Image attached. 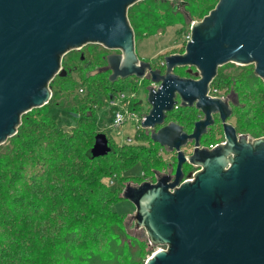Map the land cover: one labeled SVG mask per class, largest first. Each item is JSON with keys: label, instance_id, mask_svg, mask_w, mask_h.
I'll return each instance as SVG.
<instances>
[{"label": "water", "instance_id": "obj_1", "mask_svg": "<svg viewBox=\"0 0 264 264\" xmlns=\"http://www.w3.org/2000/svg\"><path fill=\"white\" fill-rule=\"evenodd\" d=\"M139 1L0 0V145L16 134L23 114L49 102L50 82L67 75L64 55L88 44L118 51L106 57L109 82L133 77L156 85L147 89L149 110L141 128L176 154L173 175L126 185L122 194L135 207V228L145 231L151 247L163 248L144 264H264V136L237 135L227 123L228 101L209 95L226 64L253 65L264 83V0H218L192 22L184 52L163 57V74L135 52L127 10ZM184 68L194 78L173 73ZM178 104L202 115L190 134L174 122L165 124ZM214 115L224 141L201 147ZM189 143L193 149L186 154ZM110 151L106 135L97 133L91 157ZM185 164L199 168L192 181L183 180Z\"/></svg>", "mask_w": 264, "mask_h": 264}, {"label": "trees", "instance_id": "obj_2", "mask_svg": "<svg viewBox=\"0 0 264 264\" xmlns=\"http://www.w3.org/2000/svg\"><path fill=\"white\" fill-rule=\"evenodd\" d=\"M217 2L184 0V16L201 20ZM172 9L165 0H143L129 7L128 21L134 36L144 38L152 31L175 25L182 15L173 13ZM135 21L143 31H135ZM106 64L104 53L93 58L77 54L70 67L63 61L61 66L67 75L55 76L50 82L49 102L21 116L16 134L7 140L10 146L0 153V242L7 240L2 246L14 249L9 264H63L64 259L73 254L85 255L86 264H110L125 260L126 255L130 264H141V258L147 254L138 251L137 255H128L131 243L125 238L128 218L113 211L114 203L123 199V191L113 189L111 185L116 181L123 187L124 180L139 185L145 178L154 181L156 175L169 172L163 169L165 162L157 155L163 148L150 140L149 133L143 135L142 128L136 134L148 145L115 146L108 140L110 153L97 159L91 157L90 150L97 133L94 114L101 106L97 92L108 100L122 92L120 84L123 81L118 79L110 83V72L103 71ZM247 69L244 73H251L247 78H254L255 82L244 83V87L251 86L249 90L253 92L251 99L254 103L250 110L255 113L250 116L251 113L246 112L243 116V111H236L239 107L236 106V116L241 113L243 118L238 116L234 127L238 134L257 139L264 136V83L253 76L252 67ZM94 70L98 72L90 73ZM72 71L78 75L81 85L89 89L94 97L93 103L97 105L95 108L84 104L72 108L70 112L76 117L75 125L71 133H65L57 128L49 116V109L57 102L60 92L68 96L77 88L71 78ZM184 72L193 77L188 71ZM143 82L151 84L148 79ZM225 85L218 74L210 92L213 94ZM135 107L133 103L129 109ZM182 110L185 113L172 117L171 122L191 133L194 123L199 120L196 116L199 111L192 108ZM203 137L201 147L209 148L218 143L206 140V135ZM187 147L192 149L193 145ZM137 162L141 163L143 178L122 176ZM103 255L109 257V261Z\"/></svg>", "mask_w": 264, "mask_h": 264}, {"label": "rangeland", "instance_id": "obj_3", "mask_svg": "<svg viewBox=\"0 0 264 264\" xmlns=\"http://www.w3.org/2000/svg\"><path fill=\"white\" fill-rule=\"evenodd\" d=\"M180 1L184 2V0L168 1V6L173 8L175 5H179ZM139 2L135 3L134 5L138 4ZM182 6H179L177 11L175 12L182 15L180 21L177 22L175 25L163 27L155 31H152L150 36H146L144 38L141 36H136V37L134 36L135 52L139 60L149 62L154 69H159L162 73H164L165 71V67L162 68V65H164L163 57L172 54L183 53L185 46L184 42L186 41L187 35L189 34L190 26L193 20L194 22L199 21L197 19L190 20L187 16H184L185 11L182 9ZM130 15H132V11L130 12ZM127 18H128V10H127ZM136 24L137 22L135 21V25H134L135 31L136 32L143 31L142 26L141 25L136 26ZM99 53H104L107 57L109 54L119 53V52L106 50L100 45L88 44L82 47L80 50H72L68 52L66 55H64L62 62L64 61V63L68 67H70L71 65L74 64V60L76 59L77 54L83 55L85 58H93ZM250 67L253 68V65L238 66L234 64H226L222 67H219L218 74L220 75V78L226 82V85L224 86V88L217 89V91H215L214 94H212L214 96L215 95L224 96L225 94H229L231 92L234 93L235 96L237 97V93H238L239 97H237V104H238L237 106L239 107L236 109V111L238 112L243 111V116L245 115L246 112H250L251 113V114L249 113L250 116H253L255 113V111L254 113H252L250 110V107H253V103H254L253 100L251 99V95L253 92L249 90L251 86H249L248 88L244 87V83L253 84L255 82L254 78L251 77L247 78V76H249L251 73L246 74L247 73L246 70H248L247 68ZM186 70L187 69H175L173 70V73L183 78H194V77H189L188 74L184 72ZM96 72H98V70L91 71L90 73L94 74ZM194 72L195 70L193 69L192 73ZM253 76H255L254 72H253ZM71 78L77 84V88L74 90L72 94L68 96L60 92L59 93L60 96L57 102L52 103L49 109V116H51L52 119L56 122L57 128L65 133H71L72 131L71 129L75 125L76 117H74L70 112L72 108H75L78 105H83V104L85 106H92L93 108H95L97 105L93 103L94 97L91 95L89 89L81 85L79 77L78 75H76L75 71H72ZM121 81H123L122 84H120L122 86L121 91L125 93V96L128 97L131 93L134 94V100H132L131 104L135 103L136 107L133 109V113L138 115H146L149 110V105L146 102V95H147V89L151 86V84L146 85L143 82V80L135 79L133 77ZM237 81H239L240 83H236ZM80 89L82 90V92L79 91ZM258 92H260V90ZM101 94L102 93L100 91L97 92V98L98 101L101 102V106L95 110V114H94V122L97 133L105 134L108 140H110V142L115 146H122L123 144L144 145V146L148 145L147 141L137 136L136 125L134 120L125 121L124 124L119 128H109V125L111 124V121L113 119V112L115 111V108L109 104V102L113 99L108 100L105 96H103V94L102 95ZM234 108L236 107H233L234 114L232 115V117L228 122L232 126H235L236 118L238 116L240 119L243 118L241 113L240 115L236 116ZM192 109L195 108L192 107ZM181 113H185V111L182 110V107L178 104L177 107L172 112L168 113L169 115L165 120V124L170 123L172 117L177 116ZM196 116L199 119L202 118L200 112H198ZM148 133H150V130L143 129L142 132L143 135H146ZM246 136L248 138L253 139L249 135ZM206 140L211 141L213 143L218 142L216 145L224 141L221 126L219 123L211 127V129H209L208 133L206 134ZM9 146L10 144L7 141L4 144L0 145V153H3L5 148ZM183 151L186 154H189L190 148L185 147ZM157 155L162 161L165 162L164 163L165 166L163 167V169L169 172L167 174L173 175L176 167V159H175L176 154L174 152H168L163 148L161 150H158ZM198 170L199 168L197 167L185 165L184 173L186 175L184 178H187V175L194 174ZM141 174H142L141 163L137 162L131 168H129L125 173H123L122 176L139 178L141 177ZM106 182L109 181L106 180ZM122 183H123L122 184L123 187H121L118 182L114 181L111 187L113 189L121 188L122 191H124L126 185L137 186L135 183L128 182L127 180H124ZM113 211L121 215H126L128 218L127 227H126L127 231L125 232L126 233L125 238L127 239V241H131V243H129L130 247H129L128 255L129 253L137 255L139 253L138 251L147 253L140 260V263L143 264L145 263L147 258L154 253V251L163 249L162 247H157V248L151 247L148 243L145 231L143 229L135 228L134 221L132 218L135 212V207L131 203H129L124 199H121L116 203H114ZM6 241L3 240L0 242V264H9L10 261L12 260V253L14 249L9 246H2V244ZM144 244H146V246H144ZM103 257L105 258V260L109 261V257L107 258L106 255H103ZM85 259H86L85 255L77 256V254H73V256H71L70 258L68 257L67 259H64L63 264H86L84 262ZM110 264H130V260L129 258H127L126 255L125 260H116L115 262H112Z\"/></svg>", "mask_w": 264, "mask_h": 264}, {"label": "built area", "instance_id": "obj_4", "mask_svg": "<svg viewBox=\"0 0 264 264\" xmlns=\"http://www.w3.org/2000/svg\"><path fill=\"white\" fill-rule=\"evenodd\" d=\"M190 34L187 35L186 42L189 40ZM153 87H156V85L151 84ZM82 92V90H79ZM214 94V93H213ZM212 97H217L216 95H212L210 92L209 94ZM134 100V94L131 93L128 97L125 96L124 92H118L113 100L109 102L110 105H112L115 108V111L113 112V119L111 121V124L109 125V128H119L124 124L127 120H134L136 125V131H138L141 128V121L145 117V115H138L133 113V110L129 109V106ZM212 148V147H210ZM193 149V148H192ZM191 149V151H192ZM141 177H144V173L141 174ZM193 174H191L190 178H184L185 181H192L193 180ZM150 178H145L144 182H151L154 183Z\"/></svg>", "mask_w": 264, "mask_h": 264}, {"label": "flooded vegetation", "instance_id": "obj_5", "mask_svg": "<svg viewBox=\"0 0 264 264\" xmlns=\"http://www.w3.org/2000/svg\"><path fill=\"white\" fill-rule=\"evenodd\" d=\"M184 69H187V68H184ZM162 73V72H161ZM163 74V73H162ZM217 97L218 98H222V99H226L227 101H228V103H229V105H230V107H231V109H232V114H231V116L228 118V120H227V123L229 122V120H230V118L232 117V115H233V113H234V110H233V107H236L238 104H237V97L235 96V94L234 93H229V94H225L224 96L222 95V96H218L217 95ZM213 119H214V124H213V126H215L216 124H218V123H220V126H221V130H222V135H223V127H222V123L220 122V120H219V116L218 115H214L213 116ZM230 124V123H229ZM213 126H211V127H213ZM234 127V126H233ZM235 128V127H234ZM209 129H211V128H209ZM209 129H208V131H209ZM236 130V129H235ZM208 131H207V133H208ZM236 133H237V131H236ZM188 134H190V133H188ZM237 135H242V134H238L237 133ZM203 138V137H202ZM224 139V138H223ZM201 141H202V139H201ZM201 141H200V144H201ZM192 143H189L188 145H191ZM220 144V143H219ZM187 145V146H188ZM193 145V144H192ZM186 146V147H187ZM190 151H191V149H190ZM189 151V152H190ZM185 166V165H184ZM182 171H183V167H182ZM183 175H184V177H185V173H184V171H183Z\"/></svg>", "mask_w": 264, "mask_h": 264}]
</instances>
